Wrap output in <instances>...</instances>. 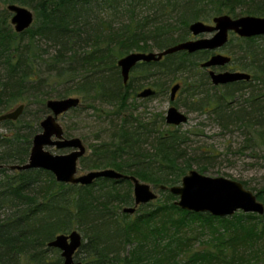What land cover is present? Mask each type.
Returning <instances> with one entry per match:
<instances>
[{"label": "trees", "instance_id": "1", "mask_svg": "<svg viewBox=\"0 0 264 264\" xmlns=\"http://www.w3.org/2000/svg\"><path fill=\"white\" fill-rule=\"evenodd\" d=\"M0 2L34 12L33 24L21 33L7 27V14L0 21V113L12 112L17 104L23 107L16 121H0L9 130L0 135V264H23L24 259L27 264H62L60 253L47 244L76 229L82 244L74 259L81 264H264V214L237 212L219 218L189 213L174 204L153 207L151 202L129 215L122 210L133 200L117 187L131 185L129 181L99 178L89 186L65 185L43 170H10L27 162L34 134L30 126L37 128L39 122L38 117L25 120L24 107L48 113L46 102L54 88L61 87L56 97H79L72 116L83 109L97 111L96 106L108 109L97 117H103L93 138L99 144L88 146L91 154L81 157L77 168H110L173 198L160 187L178 184L190 171V160L184 161L182 150L187 139L165 124L163 114L144 116L134 111L140 91L154 90L153 97L144 99L148 100L172 82L180 85L176 98L181 94L189 100L190 112L208 116L222 133H231L232 128L241 132L238 151H248L250 158L264 163V45L260 44L264 36L231 34L224 47L235 45L229 66L248 74L249 81L212 86L206 70L200 68L210 51L179 52L156 63H139L126 85L116 66L130 53L162 51L189 40L193 22L211 23L220 15L264 18V0ZM38 40L48 49L37 48ZM43 69L48 76L41 75ZM137 76L141 85L132 84ZM72 118L76 126L77 118ZM64 135L70 138L67 130ZM43 176L48 186L39 185ZM240 183L264 202L263 188L253 192ZM174 212L177 219L172 218ZM185 225L208 238L200 241L204 248L179 263L176 255L188 252L191 241L183 232ZM131 245L135 247H130L128 256Z\"/></svg>", "mask_w": 264, "mask_h": 264}, {"label": "water", "instance_id": "2", "mask_svg": "<svg viewBox=\"0 0 264 264\" xmlns=\"http://www.w3.org/2000/svg\"><path fill=\"white\" fill-rule=\"evenodd\" d=\"M6 10L11 14L10 24L14 32L21 33L33 23L34 16L31 11L17 5H8ZM189 33L196 37L168 47L162 51L150 53H130L117 61L122 83L127 84L130 72L139 63H156L164 57L179 52L192 54L198 51L215 52L222 49L228 42L230 33L239 38H252L264 36V18L241 16L232 18L228 15L216 16L212 25L201 21L193 22L188 27ZM202 35H211L210 38H197ZM231 62L229 56L223 54L212 55L207 61L201 63V68L208 71L213 86H224L238 81H249L250 76L244 72H215L213 69L223 68ZM180 86L175 84L170 88L169 100L174 102ZM155 95L154 90L146 88L137 94V99H147ZM78 98H65L62 100H48L46 108L50 112L40 123L41 132L32 139L29 157L24 165H14L10 170H43L50 173L57 183L65 185L89 186L99 178L115 182L129 181L132 183L133 206L126 207L123 213L132 215L139 206L146 205L157 199V195L149 185L140 182L136 177L117 172L113 169L88 172L77 176V163L84 156L86 149L78 138H63L62 127L58 124V117L79 106ZM23 107L0 116V121H15L21 115ZM165 124L178 127L187 122V117L175 107L168 108L165 114ZM55 138V140H52ZM70 149L65 155H52L45 149ZM181 184L170 188L161 186L160 190H168L178 198L173 204L178 209L202 214L207 213L213 217H231L237 212L244 214H264V206L256 196L246 190L240 182L224 178H210L196 171H189L181 178ZM82 244V237L77 231L56 236L47 244L48 248L60 251L62 264H81L76 262L74 256Z\"/></svg>", "mask_w": 264, "mask_h": 264}, {"label": "rangeland", "instance_id": "3", "mask_svg": "<svg viewBox=\"0 0 264 264\" xmlns=\"http://www.w3.org/2000/svg\"><path fill=\"white\" fill-rule=\"evenodd\" d=\"M9 4L10 3L4 4L0 2V21H1L2 16L4 14H7V18H6L7 27L13 31V27L10 24L11 15L6 10V7ZM15 5L22 6L19 4H15ZM22 7H25V6H22ZM25 8L31 11L34 16V12L31 9H29L28 7H25ZM207 24L211 25V23H207ZM210 37L211 35H202V36H198L197 38L201 39V38H210ZM229 38L232 39V37H229ZM195 39H196L195 37H192L190 35L189 40H195ZM260 44L264 45V40H262ZM36 46L40 50L48 49L47 44L42 40H38ZM234 48H235V45L227 46L226 48H223L217 51L216 53L230 56L229 55L230 51L233 50ZM153 52H157V51H153ZM214 70L217 72H225V70L235 71L231 66H227L223 69L216 68ZM45 72H46L45 69L41 71V75L43 77L48 76ZM136 72L137 71H135V73ZM131 75L132 74H130V76ZM157 79L158 77H156V81ZM139 81H140V78L137 76V78L134 80L132 84H137L139 83ZM173 84L175 83L173 82L168 83L165 88L166 91H162L161 94H159L155 98H151L148 100L137 99L136 104H135L136 110H134L135 113L138 115H140L141 113H144V116H148V114L161 113L165 117V114L168 108L171 106L175 107L179 112H181L187 117V122L185 124L180 125L175 128L177 129L178 133H180L187 139L185 144L182 146V150L186 154V156H184V161L190 160V163H191L190 171H196L199 174L206 176V177H210V178H224V179H228L232 181L243 182L245 183L246 186H248L249 189H254L253 192L258 191L261 188L264 189V163L250 158V152L248 151L246 152L238 151L240 149L239 145L243 141L241 132L234 130V128H232L230 130L231 133H228V132H226V134L225 132L222 133L217 128V126L212 123V121L210 120L208 116L203 115L198 112H190V109L188 108L190 105L189 100H186L184 96H181V94L180 95L178 94L177 98L175 99L173 103L170 102L169 101V91H170V87L173 86ZM60 89L61 87L54 88L55 92L54 91L51 92L49 101L65 99V98L56 97L57 93L61 92ZM134 89L137 90V93L140 90L138 86H134ZM205 89L207 88L205 87ZM71 97L79 99V97H76V96H71ZM133 97H135V95ZM19 105L20 104L14 105L12 107V111L15 110L17 107H19ZM96 109L97 111L83 109L81 112L76 113L77 115L75 114L74 116H72L73 114L70 110L66 112L65 114L58 117V124H60V126L62 127L63 132L67 130V134L70 136V138H66V139L78 138L82 141L86 149L85 157H88L91 154V150L89 149L88 146L98 145L100 142L98 140L93 139L95 135L97 134V124H99V122L103 119L102 117L101 120H98L97 117L98 115L102 116L101 110H104V111L108 110L104 106H102V108H99V106H96ZM24 110L27 115L25 120H27L28 117L29 118L31 117L39 118V122L36 123L37 128H35V125H33L32 123L30 126L32 129V132L34 133L33 136H35L36 134L41 132L39 124L44 118H46L49 112L46 114L40 113L37 107L31 106V105L24 107ZM3 113L6 114L7 112H3ZM3 113H0V115H2ZM24 114L22 115V117L24 116ZM72 117L77 118L75 119V121L77 120L76 126L73 125L74 119ZM7 131L9 130L5 129V127L3 126L2 127L0 126V135L4 134ZM83 138H85V140ZM46 151L50 152L52 155H62V154L69 153V150L58 151L56 150L55 147H47ZM208 153H213L214 155H218L219 157H217L216 159L208 158L210 157L208 156ZM106 169H110V168H106ZM201 169H203V171H200ZM100 170H104V169L81 170L78 166L77 176L84 175L88 172L100 171ZM187 173L185 175H187ZM180 182H181V179H180ZM180 182L178 184H175L174 186L180 185L181 184ZM144 184L149 185L152 191L157 195V199L151 203L153 207H155L156 204L157 206L164 205L165 207H169V205H173V203L178 200L176 196H173V198H169L166 195H162L160 191L155 189L152 185L148 183H144ZM39 185L48 186L49 181L43 176L39 180ZM117 187L123 196L128 193L130 198L133 200L132 184L131 185H126V184L121 185L120 184V185H117ZM258 201L262 203L264 206V202L260 200ZM132 206L133 204L127 207H132ZM124 208H126V206H124ZM138 215H139V212L136 214V216ZM177 217L178 216L176 212L172 213V218L177 219ZM184 227L185 228H183L184 230L183 232L187 235L189 239H191V241L188 242V247H189L188 252L184 254L176 255V258L179 260V263H181V261L185 262V259L188 258V255L191 256L192 253H194V251H199L201 248H204L201 245L200 241H206V239L208 238V236H206L207 235L206 233H201L199 231L196 232L197 231L196 228H193V227L190 228V226L188 225H185ZM75 231H78V230L76 229ZM78 233L81 234L80 231H78ZM196 235H198V237L200 235H205V236L199 237V240L197 241L194 239V236ZM134 245H131L126 249L127 251L126 253H128L127 254L128 256H129L130 247H132L133 249L135 247ZM59 253L60 251H58V255ZM23 264H27V261L25 259H24Z\"/></svg>", "mask_w": 264, "mask_h": 264}, {"label": "flooded vegetation", "instance_id": "4", "mask_svg": "<svg viewBox=\"0 0 264 264\" xmlns=\"http://www.w3.org/2000/svg\"><path fill=\"white\" fill-rule=\"evenodd\" d=\"M9 13V12H8ZM11 15V14H10ZM129 77H130V75H129ZM177 95V94H176ZM175 99H176V96H175ZM49 114H50V112H49ZM63 138H65L66 139V137L63 135ZM52 140H55V138H52ZM31 146H32V143H31ZM31 149V148H30ZM56 150H58V151H66V150H69V153L72 151V150H70V149H56ZM30 152V151H29ZM50 153V152H49ZM51 154V153H50ZM66 154H68V153H66ZM62 155H65V154H62ZM29 157V156H28Z\"/></svg>", "mask_w": 264, "mask_h": 264}, {"label": "bare ground", "instance_id": "5", "mask_svg": "<svg viewBox=\"0 0 264 264\" xmlns=\"http://www.w3.org/2000/svg\"><path fill=\"white\" fill-rule=\"evenodd\" d=\"M9 5H12V4H9ZM13 31H14V28H13ZM229 57H230V56H229ZM230 58H231V57H230ZM230 63H231V62H230ZM200 65H201V64H200ZM228 66H229V65H228ZM200 68H201V66H200ZM201 69H202V68H201ZM204 70H206V69H204ZM213 70H214V69H213ZM214 71H215V70H214ZM206 72H207V74H208V71H207V70H206ZM215 72H217V71H215ZM176 84H177V83H176ZM174 85H175V84H173V86H174ZM179 86H180V85H179ZM171 87H172V86H171ZM145 89H146V88H145ZM179 89H180V88H179ZM178 91H179V90H178ZM169 92H170V91H169ZM177 93H178V92H177ZM177 93H176V94H177ZM169 94H170V93H169ZM169 101H170V100H169ZM174 101H175V100H174ZM172 103H173V102H172ZM46 109H47V108H46ZM47 111H48V110H47ZM12 112H13V111H12ZM48 112H49V111H48ZM10 113H11V112H10ZM48 115H49V114H48ZM48 115H47V116H48ZM62 115H63V114H62ZM19 117H20V116H19ZM19 117H18V118H19ZM33 137H34V136H33ZM32 139H33V138H32ZM31 143H32V140H31ZM246 190H247V189H246ZM136 210H137V209H136ZM134 213H135V212H134Z\"/></svg>", "mask_w": 264, "mask_h": 264}]
</instances>
